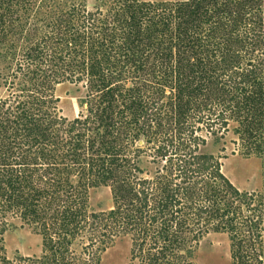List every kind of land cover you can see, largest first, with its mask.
Instances as JSON below:
<instances>
[{"label": "trees", "instance_id": "16d2710c", "mask_svg": "<svg viewBox=\"0 0 264 264\" xmlns=\"http://www.w3.org/2000/svg\"><path fill=\"white\" fill-rule=\"evenodd\" d=\"M28 4L0 0V59L22 42L14 79L31 83L0 116V264H100L121 234L142 264H193L200 215L229 233L237 264H264L263 210L204 151L236 122L244 157L263 154L264 0H124L47 15L33 40ZM66 82L84 94L74 120L58 116ZM145 155L155 179L141 175ZM102 185L115 209L90 213L88 192ZM11 220L39 231L41 257L7 258Z\"/></svg>", "mask_w": 264, "mask_h": 264}, {"label": "rangeland", "instance_id": "374dc122", "mask_svg": "<svg viewBox=\"0 0 264 264\" xmlns=\"http://www.w3.org/2000/svg\"><path fill=\"white\" fill-rule=\"evenodd\" d=\"M28 5L26 11H29L30 29L25 37L29 36L32 40L36 38L37 29H45V26H39L35 21L46 20V16H58L65 12L74 14V18H78L80 10L94 12L102 10L107 12L116 5L121 4L124 0H27ZM145 3H175L185 2L187 0H140ZM33 10V12H32ZM74 10V11H73ZM25 12V11H23ZM22 12V13H23ZM51 20V19H50ZM38 26V28H37ZM48 26V25H47ZM47 30V28L45 29ZM17 41L14 54L18 56L10 60L0 59V116L5 113V108L14 107L17 94L28 87L31 83L25 82L23 79H14L17 76L13 70L17 69L16 59L23 54V47ZM2 51V52H1ZM5 47L0 49V54L5 56ZM28 88V89H29ZM54 90V89H53ZM53 92V91H52ZM55 96L59 99L58 116L74 120L80 114L85 112V108L81 106V100L84 96L81 87L69 82L60 84L55 88ZM16 99V102H15ZM54 105V104H53ZM52 105V106H53ZM55 106V105H54ZM240 126L236 122L231 123L230 132L224 139L211 138L205 148L207 154L218 155L222 157V174L233 184V186L244 196L251 208H260L263 210V228H264V151L259 157H244L246 146L241 141L238 133ZM225 148L224 152L221 149ZM138 166L142 170L141 175L146 179H155L157 168L159 166L151 163V158L147 155L138 161ZM199 190V188H196ZM200 194V193H199ZM88 211L90 213L102 215L115 209L114 195L110 187L98 186L91 188L88 192ZM208 207V204L204 205ZM222 208V204L218 206ZM243 212L248 215L245 205L242 206ZM191 215L197 214V208L193 206ZM211 210V208H210ZM207 217L203 215L192 217V220H200L202 224V236L196 244L192 246V263L193 264H237L233 258L234 249L230 241V235L227 232H217V223L213 222L208 226L204 223ZM204 225V226H203ZM264 230V229H263ZM264 234V232H263ZM112 244V247L102 254L100 264H142L143 257L138 253H134L135 246L133 238L130 234H121ZM251 237V236H250ZM82 242L77 240L75 248L81 250ZM259 252H264V238L261 245H256ZM255 247V248H256ZM43 237L39 231L33 226L22 225L17 220H11L10 227L5 235L6 256L9 260H13L18 256L39 258L43 252ZM137 250V248H136ZM137 252V251H136ZM133 253L136 260H133Z\"/></svg>", "mask_w": 264, "mask_h": 264}]
</instances>
